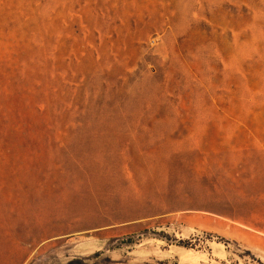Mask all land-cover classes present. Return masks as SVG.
<instances>
[{"label": "rangeland", "instance_id": "obj_1", "mask_svg": "<svg viewBox=\"0 0 264 264\" xmlns=\"http://www.w3.org/2000/svg\"><path fill=\"white\" fill-rule=\"evenodd\" d=\"M72 259L264 264V0H0V264Z\"/></svg>", "mask_w": 264, "mask_h": 264}, {"label": "crops", "instance_id": "obj_2", "mask_svg": "<svg viewBox=\"0 0 264 264\" xmlns=\"http://www.w3.org/2000/svg\"><path fill=\"white\" fill-rule=\"evenodd\" d=\"M224 222L222 220H219L217 218L215 219H211V223H210V229H218L221 227V225L223 224Z\"/></svg>", "mask_w": 264, "mask_h": 264}, {"label": "trees", "instance_id": "obj_3", "mask_svg": "<svg viewBox=\"0 0 264 264\" xmlns=\"http://www.w3.org/2000/svg\"><path fill=\"white\" fill-rule=\"evenodd\" d=\"M66 264H87L82 259H72L69 260Z\"/></svg>", "mask_w": 264, "mask_h": 264}]
</instances>
